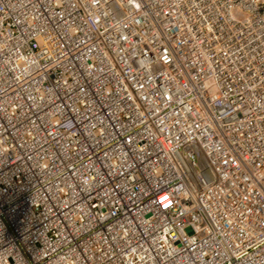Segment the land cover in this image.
Segmentation results:
<instances>
[{
    "label": "built area",
    "instance_id": "obj_1",
    "mask_svg": "<svg viewBox=\"0 0 264 264\" xmlns=\"http://www.w3.org/2000/svg\"><path fill=\"white\" fill-rule=\"evenodd\" d=\"M263 196L264 0H0V264H264Z\"/></svg>",
    "mask_w": 264,
    "mask_h": 264
},
{
    "label": "bare ground",
    "instance_id": "obj_2",
    "mask_svg": "<svg viewBox=\"0 0 264 264\" xmlns=\"http://www.w3.org/2000/svg\"><path fill=\"white\" fill-rule=\"evenodd\" d=\"M263 199H264V196H263ZM11 207H12V204L9 206V208L5 209V211H6V210H10Z\"/></svg>",
    "mask_w": 264,
    "mask_h": 264
}]
</instances>
